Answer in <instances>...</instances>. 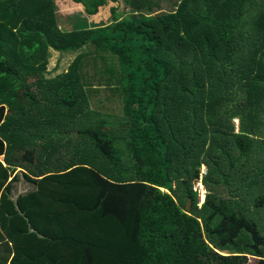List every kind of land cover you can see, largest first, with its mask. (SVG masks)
<instances>
[{"label":"trees","instance_id":"obj_1","mask_svg":"<svg viewBox=\"0 0 264 264\" xmlns=\"http://www.w3.org/2000/svg\"><path fill=\"white\" fill-rule=\"evenodd\" d=\"M123 1L0 0V264H264V0Z\"/></svg>","mask_w":264,"mask_h":264},{"label":"rangeland","instance_id":"obj_2","mask_svg":"<svg viewBox=\"0 0 264 264\" xmlns=\"http://www.w3.org/2000/svg\"><path fill=\"white\" fill-rule=\"evenodd\" d=\"M57 1H58L57 6L60 9L59 15L61 16V18L59 19V22L60 23H62L63 21L68 22L69 28H71L73 26L76 27L78 25V18H80L79 16H77L78 14H80V15L87 14L84 12L83 6L79 3H76L72 0H57ZM111 6L116 7L115 12L117 14H119V17H122L123 14H125L129 10L128 7L125 6L123 0H116L114 2L109 1L105 6H103V5L100 6L98 8V10L96 11V13H94V14H101L100 15L102 17L101 21L110 20L111 19V13H110ZM85 19L88 22H90V20H92L91 18H89L90 20L87 18H85ZM69 28H67V29H69ZM61 54H63V53L61 52ZM55 57L51 58L50 62L48 63V67L50 69H46L50 72L49 76H51V77L56 76L62 72H65L67 70V67H68L71 59L73 58L72 55H68V56L65 55L64 58L60 56L59 64L56 67V70H53L52 66H53V63L55 62V60H54ZM46 67H47V65H46ZM94 95L95 94H93V96H92L93 106L96 104V99H98V100L103 99L104 100V95H105L104 92L101 93V91H100V92L96 93V96H94ZM104 104L106 106V110H108L107 104L110 105V104H113V102L109 101V102H107V104L106 103H104ZM199 181L204 186L202 179H200ZM204 188H205V186H204ZM163 190L166 191V189H164V188H163ZM202 196L204 197V193ZM223 253L228 254L227 252H223ZM256 263H257V259L254 256H249V264H256Z\"/></svg>","mask_w":264,"mask_h":264},{"label":"crops","instance_id":"obj_3","mask_svg":"<svg viewBox=\"0 0 264 264\" xmlns=\"http://www.w3.org/2000/svg\"><path fill=\"white\" fill-rule=\"evenodd\" d=\"M55 3H56V6H57V4H58V1L57 0H55ZM57 15H58V18L60 19L61 18V16L59 15L60 13H59V11H60V9L58 8V6H57ZM101 14H82V15H80V14H78L77 16H79L80 18H87V19H89V18H91L92 20H90V22H88L87 21V26L88 27H94V26H96V25H99V24H102V23H107V22H109L110 20H107V21H101V19H102V17L100 16ZM67 18V17H66ZM65 18V19H66ZM63 27H65V28H69L68 27V22H66V21H63ZM63 54H61V52H58V51H55V50H52V49H49V53H48V63L50 62V59L51 58H53V57H55V62L53 63V70H56V67L58 66V64H59V60H60V56L61 57H65V55L66 56H68V55H72V56H74V54H72V53H68V52H62ZM71 62V61H70ZM48 63H47V69H50L49 67H48ZM4 156L2 155V156H0V158H3ZM20 168H18V170H19ZM27 188H28V185L26 184V183H24V182H22V181H20V182H17V184H16V186L14 187V191H13V193H14V195H17V194H19V192H22V191H24V190H27Z\"/></svg>","mask_w":264,"mask_h":264},{"label":"built area","instance_id":"obj_4","mask_svg":"<svg viewBox=\"0 0 264 264\" xmlns=\"http://www.w3.org/2000/svg\"><path fill=\"white\" fill-rule=\"evenodd\" d=\"M206 171V168L204 167V172ZM195 189H198L199 190V196H200V200L201 202L204 201L205 199V194H206V189L204 188V186L200 183V181H198L195 185ZM205 191V192H204ZM204 193V197L202 196Z\"/></svg>","mask_w":264,"mask_h":264},{"label":"water","instance_id":"obj_5","mask_svg":"<svg viewBox=\"0 0 264 264\" xmlns=\"http://www.w3.org/2000/svg\"><path fill=\"white\" fill-rule=\"evenodd\" d=\"M190 204V202L188 203V205ZM187 208H190V206H188Z\"/></svg>","mask_w":264,"mask_h":264}]
</instances>
